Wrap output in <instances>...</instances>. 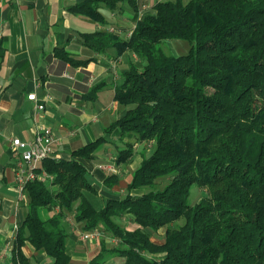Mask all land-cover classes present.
Instances as JSON below:
<instances>
[{
    "label": "trees",
    "instance_id": "1",
    "mask_svg": "<svg viewBox=\"0 0 264 264\" xmlns=\"http://www.w3.org/2000/svg\"><path fill=\"white\" fill-rule=\"evenodd\" d=\"M100 1L114 8L124 0H85L70 10L104 22ZM128 1L137 15L128 37L82 33L93 51L112 46L145 60L124 70L115 86L114 100L125 110L104 135L43 160L53 179L26 185L29 202L11 264H27L26 242L51 264H71L66 212L84 231L100 229L117 242L108 247L101 239L89 264L112 256L123 257L122 264H264V0H155L141 16V1ZM176 38L191 43L187 54L158 45ZM55 55L73 65L90 60L77 61L64 47ZM112 137L124 143L117 166L133 160L136 143L154 149L142 155L126 193L102 195L98 207L86 193H98L86 161ZM162 178L168 181L159 188ZM119 181L109 173L104 184L113 189ZM195 185L206 192L192 203ZM44 208L60 211L44 218ZM127 214L133 229L115 219ZM163 227L164 240L156 241Z\"/></svg>",
    "mask_w": 264,
    "mask_h": 264
},
{
    "label": "crops",
    "instance_id": "2",
    "mask_svg": "<svg viewBox=\"0 0 264 264\" xmlns=\"http://www.w3.org/2000/svg\"><path fill=\"white\" fill-rule=\"evenodd\" d=\"M83 1L0 0V47L4 49L3 54L0 48V264H11L12 249L29 202L26 191L21 199L16 189L20 154L12 149V139L19 137L30 141L40 126H50L61 140V144L55 146L58 156L69 155L75 147L92 141L90 138L96 128L91 125L100 124L98 115L101 110L95 107V103L103 91L111 88L113 95L109 105L112 106L115 86L121 80L122 72L139 59L129 50L119 53L112 46L105 52L93 51L82 36V33L108 30L128 37L135 25L129 16L133 13L128 6L132 7L131 1H121L114 8L100 1L98 10L105 17V23L70 10L71 6ZM122 8L125 11L120 13ZM130 23L132 27L127 31ZM60 47L77 61L90 60L78 65L64 62L55 55ZM98 84L102 88L96 94L97 99L90 98L91 91ZM34 92L38 102L45 105L44 109L28 98ZM124 110V107L118 110V117ZM112 157L108 158L111 160ZM95 158L101 159L97 155ZM95 158L86 163L90 174L99 181L94 185L101 195V205L97 204L101 207L104 204L102 195L115 193L100 185L105 187L104 179L109 173H117L122 180L121 165L114 162L117 171L108 172L97 165L112 162L107 159L94 161ZM59 211L60 208H44L41 216L46 218ZM65 219L70 232L67 251L72 258L71 264H89L101 249V238H83V224L68 223L69 218ZM22 250L28 258L27 264H51L46 252L35 249L30 242H26ZM111 259L109 264L125 261L121 256H112Z\"/></svg>",
    "mask_w": 264,
    "mask_h": 264
},
{
    "label": "rangeland",
    "instance_id": "3",
    "mask_svg": "<svg viewBox=\"0 0 264 264\" xmlns=\"http://www.w3.org/2000/svg\"><path fill=\"white\" fill-rule=\"evenodd\" d=\"M140 1H143V3L141 2L143 4V7H142V10L139 14L141 16V15H143L144 12L150 10V8H151V6L155 0H140ZM128 6L130 7L131 10H133L132 11L133 13H130L129 16L132 17V22H133V24H135L137 15L135 14L133 7H131L130 4H128ZM124 11L125 10H123V8H122V10H120V13H122ZM130 24H131V26L126 29L127 31H129L132 27V23H130ZM119 30H120V28H119ZM158 45L167 54L175 55V56L187 54L191 48V43L188 40L183 39V38L164 40V41L160 42ZM138 57H139V59L137 62H140L141 64L145 63L144 59H142L140 56H138ZM112 95H113V93L111 91V88H108V90L103 91L101 98L99 99V101L97 103H95V107L97 106L99 108V110H101L99 112V115H98L100 124L91 125L93 128H96V129H95L93 137H91L90 140H94L97 137H99L100 135H102L105 132V129L107 127H109L115 120L118 119V116H119L118 110H122L124 107L122 104H120L119 102H115V101H113V105L110 106L109 103H110V101H112ZM90 109L94 112V109H92V108H90ZM95 110H98V109L95 108ZM123 145H124V143L121 142L120 139H117V141L114 140V138L108 139V141L105 142L103 145H101L100 148L97 149V151L95 153V155H97L101 159L95 158L94 161L97 160V161L101 162L102 160L107 159L108 162H112L114 164L116 154L119 151L120 147ZM153 149H154V145L150 142L136 143V145H135L136 153H135L133 160H131V162H129L128 164H126V163L121 164L120 174H121L122 180H120V182H118V184L116 185V189H111L114 191L115 194L122 196L126 193L127 183H128V181L131 180L134 169L141 162L142 155L143 154L147 155V156L150 155ZM109 156H113L112 157L113 159L110 160L108 158ZM87 176H88V179L91 182H93V184H99V181H97L90 174V172L88 173ZM167 181H168V179H166V178L165 179L164 178L159 179L157 181V183H158L157 186L159 188H163L166 185ZM100 186L103 187L104 189L106 188V186L105 187L102 185H100ZM143 191L144 190L139 189V190H134L133 192L140 194ZM205 192H206V188L199 187V186L195 185L193 187V190H192L190 201L192 203L198 201ZM86 193H88V195L92 198V200L96 204L101 205L102 200H101V195L99 194V192L96 194L92 193V192H86ZM65 217L69 218V221L67 220L68 223H70L71 221H74L73 220V214L70 212H66ZM115 219L122 227H126L129 229H133L136 227V224L133 222V217L130 214H127L123 217H117ZM182 223H183L182 220H180L178 222L179 225ZM165 228L166 227L161 228L159 230V232L154 236V239L156 241L161 242L164 240ZM101 239H105L106 245L108 247H113L117 243L116 240L114 238L110 237L109 235L103 234ZM114 259L117 260L116 258H114ZM112 260L113 259H111V257H108L105 259V262L103 264H109ZM118 260L121 261L120 258ZM118 260H117V262H118Z\"/></svg>",
    "mask_w": 264,
    "mask_h": 264
},
{
    "label": "built area",
    "instance_id": "4",
    "mask_svg": "<svg viewBox=\"0 0 264 264\" xmlns=\"http://www.w3.org/2000/svg\"><path fill=\"white\" fill-rule=\"evenodd\" d=\"M30 100H34L40 109H44L45 105L39 103L37 94L30 93L28 95ZM51 98V97H48ZM61 144V140L56 137L53 128L47 125L40 126L35 134V137L30 141H24L19 137L12 139L11 147L14 151L20 154V163L16 172V189L19 197L22 199L26 191V185L30 181L47 182L53 179L43 167V160L58 156L55 146ZM97 168L108 172H116V166L113 163H98ZM103 232L100 229L92 231H83L82 237L101 238Z\"/></svg>",
    "mask_w": 264,
    "mask_h": 264
}]
</instances>
